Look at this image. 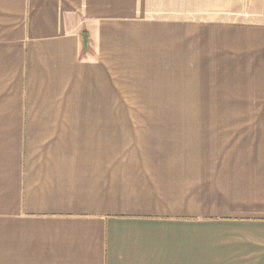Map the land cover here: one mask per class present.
Returning <instances> with one entry per match:
<instances>
[{"label":"crops","instance_id":"0c3cea01","mask_svg":"<svg viewBox=\"0 0 264 264\" xmlns=\"http://www.w3.org/2000/svg\"><path fill=\"white\" fill-rule=\"evenodd\" d=\"M257 120L264 0H0V264H264Z\"/></svg>","mask_w":264,"mask_h":264},{"label":"rangeland","instance_id":"374dc122","mask_svg":"<svg viewBox=\"0 0 264 264\" xmlns=\"http://www.w3.org/2000/svg\"><path fill=\"white\" fill-rule=\"evenodd\" d=\"M232 91H235V89L233 88ZM225 97L226 98H230V99L239 98L238 94H230V95H226ZM224 109H229V107H225ZM238 109H241V108H238ZM248 109H249V105H248ZM240 121L243 123V125L241 127V132L243 133V139H245V138L248 139L249 138V134H250L249 121H253V120H240ZM260 121H264V120H257L258 124H259ZM258 131H259V133L264 134V130H257V133H258ZM252 133H253V131H252ZM259 133H258L259 136L262 135V134H259ZM246 145H248V144L243 143L242 144V148H248ZM261 148L264 150V143L261 144Z\"/></svg>","mask_w":264,"mask_h":264}]
</instances>
